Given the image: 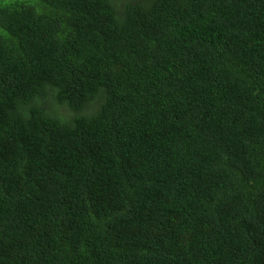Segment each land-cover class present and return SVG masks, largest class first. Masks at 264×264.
I'll return each instance as SVG.
<instances>
[{"label": "trees", "instance_id": "16d2710c", "mask_svg": "<svg viewBox=\"0 0 264 264\" xmlns=\"http://www.w3.org/2000/svg\"><path fill=\"white\" fill-rule=\"evenodd\" d=\"M0 264H264V0H0Z\"/></svg>", "mask_w": 264, "mask_h": 264}, {"label": "rangeland", "instance_id": "374dc122", "mask_svg": "<svg viewBox=\"0 0 264 264\" xmlns=\"http://www.w3.org/2000/svg\"><path fill=\"white\" fill-rule=\"evenodd\" d=\"M117 4V6H122V4L124 3V1H117L115 2ZM62 105V104H61ZM54 110L57 111V114L60 117H70L71 116V112L67 109L66 105L60 106V105H56Z\"/></svg>", "mask_w": 264, "mask_h": 264}]
</instances>
